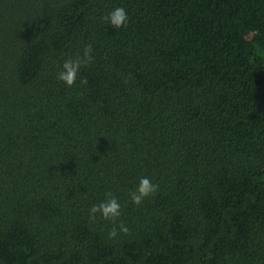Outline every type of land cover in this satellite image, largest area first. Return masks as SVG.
I'll use <instances>...</instances> for the list:
<instances>
[{
    "label": "trees",
    "instance_id": "16d2710c",
    "mask_svg": "<svg viewBox=\"0 0 264 264\" xmlns=\"http://www.w3.org/2000/svg\"><path fill=\"white\" fill-rule=\"evenodd\" d=\"M0 264H264V0H0Z\"/></svg>",
    "mask_w": 264,
    "mask_h": 264
},
{
    "label": "clouds",
    "instance_id": "9594fccd",
    "mask_svg": "<svg viewBox=\"0 0 264 264\" xmlns=\"http://www.w3.org/2000/svg\"><path fill=\"white\" fill-rule=\"evenodd\" d=\"M101 19L112 27L119 29L127 25L129 17L125 8L116 7ZM92 51V45L86 44L82 55H78L76 58L69 57L64 60L61 65V71L57 75V79L65 83L68 87L75 84L80 69L92 62L94 58L92 56ZM86 83V78H82L81 84L83 85ZM158 188L159 186L154 184L149 177H142L139 179L136 188L130 191V200L133 204L139 206L146 198L154 195L158 191ZM97 216L113 223V227L108 233L109 239H115L119 234H127L129 232L128 227L123 222L118 225L116 224L117 219L121 216V205L111 192L105 193V199L98 204H93L89 209L90 220L95 221Z\"/></svg>",
    "mask_w": 264,
    "mask_h": 264
}]
</instances>
